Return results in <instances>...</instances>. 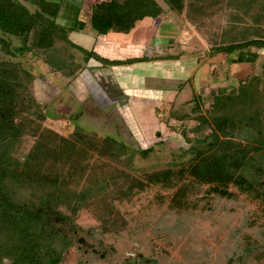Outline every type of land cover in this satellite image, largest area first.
<instances>
[{
  "label": "rangeland",
  "instance_id": "rangeland-1",
  "mask_svg": "<svg viewBox=\"0 0 264 264\" xmlns=\"http://www.w3.org/2000/svg\"><path fill=\"white\" fill-rule=\"evenodd\" d=\"M69 1L63 0L58 22L73 26L75 8L68 5ZM156 1L170 16L162 29H158L161 39L166 41L168 29L182 28V31L173 37L171 45L159 43L157 50L146 48L144 53L141 50L131 53L157 56L159 60L145 64L144 73L138 65L130 76L127 72L123 74L126 81L125 86L122 84L125 87L122 98L115 95V80L110 70L96 60L86 62L85 54L79 49H72L81 68L73 78L55 73L42 51L33 50L12 58L0 50V60L19 61L35 75L29 93L23 89L18 92L26 108L31 98L41 107L34 108L38 111L35 113L31 109L15 115L16 123L23 124L26 131L14 155L19 164L14 173L27 183H18L23 186L21 192L31 196L59 195L44 187L55 173L66 180L67 187L62 189L68 193L80 191L89 173L96 169L100 172L101 167L108 176L114 169L118 174L124 172L139 180L151 172L177 167L191 157L188 151L197 144L193 140L210 132L209 128L201 134L194 131L200 123L199 114L193 112L196 102L201 105V114L207 116L219 87L237 88L241 80L264 72V48L250 47L213 57L209 38H204L194 27L184 30L186 19L171 11L165 0ZM90 4L91 1L85 0L82 12H78L86 22ZM27 6L34 11L32 5ZM151 21L152 26L158 27L161 20ZM215 22L214 25L226 26L228 16L217 17ZM88 31H92L91 26ZM74 35L82 37L78 33ZM74 35L69 34L77 47L96 52L94 44L84 39L74 40ZM130 35L133 31H110L107 37L111 42L127 45ZM14 44L20 45V39H15ZM169 54L176 58L160 60ZM158 71L173 79L158 78ZM132 73L135 75L131 76ZM147 74L151 79L145 80ZM9 91L4 90L1 96L9 99ZM76 128L98 143L106 137L116 138L120 146H127L133 162L104 157L76 143L72 138ZM150 148L153 149L150 154H141ZM27 163L30 170H22ZM110 185L109 199L126 183L121 180L115 186ZM230 190L233 198L221 197L209 192L208 186H202L189 198L187 209L177 210L171 206L175 189L161 185H151L142 191L136 189L130 198L112 200L115 212H119L124 222L109 232L104 231L95 206L84 208L75 221L79 241L66 255L64 264H134V260L143 263L144 259L159 264H264V201L253 199L234 186ZM61 209L68 213L67 208L61 206Z\"/></svg>",
  "mask_w": 264,
  "mask_h": 264
},
{
  "label": "trees",
  "instance_id": "trees-1",
  "mask_svg": "<svg viewBox=\"0 0 264 264\" xmlns=\"http://www.w3.org/2000/svg\"><path fill=\"white\" fill-rule=\"evenodd\" d=\"M87 1H91L87 22L98 35H107L110 31L130 33L146 18L156 19L164 14L156 0ZM165 1L171 11L186 19L204 38H209L213 57L250 47L264 48V0ZM84 3L81 0L79 13ZM62 7L63 0H0V50L12 58L33 50L42 51L55 73L72 78L81 69L72 49L81 50L86 62L93 59L108 69L159 60L153 56L108 59L77 47L69 34L83 30L87 22L77 14L73 26L59 23ZM220 16H228L226 26L214 25ZM15 39H20L21 44L16 46ZM175 58L168 55L160 60ZM35 79L19 61L0 60V264H64L66 255L79 241L75 221L82 209L95 206L104 231L109 232L124 222L119 212H115L112 200L123 201L136 189L142 191L151 185L175 189L171 206L177 210L187 209L189 198L202 186L227 198L234 197L230 190L234 186L253 199L264 201V72L241 80L237 88L219 87L207 116L201 114V105L196 102L193 112L199 114L200 123L194 131L201 134L209 128L210 132L193 140L197 144L190 147L191 157L186 162L151 172L143 180L124 172L118 174L114 169L108 176L101 167L100 172L96 169L89 173L80 191L68 193L62 189L67 187L66 180L55 173L44 186L60 193L52 196L21 192L20 184H27L26 179L14 173L19 166L14 155L26 134L23 124L16 123L15 115L24 110L35 113L38 111L34 108H41L33 98L26 108L18 91L23 89L29 93ZM113 88L116 96L124 97L118 86L114 84ZM4 90H10L9 99L1 96ZM72 138L101 156L133 162L127 146H120L114 137L98 143L76 128ZM152 150H142L141 154L147 156ZM37 152L41 154L39 148ZM28 163L22 170H30ZM121 180L126 185L109 199L110 184L115 186ZM59 225L66 229L60 230ZM134 264L159 263L144 259L143 263L134 260Z\"/></svg>",
  "mask_w": 264,
  "mask_h": 264
},
{
  "label": "crops",
  "instance_id": "crops-1",
  "mask_svg": "<svg viewBox=\"0 0 264 264\" xmlns=\"http://www.w3.org/2000/svg\"><path fill=\"white\" fill-rule=\"evenodd\" d=\"M74 1H79L80 3L76 4L74 3ZM69 6L75 8V11L73 12L74 18L72 19V21H76V15L79 12V7L81 5V0H70L69 2H67ZM162 7V6H161ZM163 8V7H162ZM167 10L164 11V14L161 15L160 17L153 19V20H160L159 21V26L158 27H154L152 26V22L150 18H146L144 21H142L141 23L138 24V26L133 30V35L131 36V40L128 41L127 45H123L121 41H109L107 35H98L97 33H95L93 30L92 31H88L89 28V24L81 31H73L71 32L72 35L78 33L81 34L82 37L77 38L75 35L74 40H80V39H84L85 42H89L91 44H94V49H96V52H98V54L102 55L105 58L108 59H126V58H136V57H142V56H138L136 54L131 55V53H136L138 50H141L143 53L147 50L146 48H151L150 50H157L158 49V44H162L165 43L171 45V43H173L175 40L173 37L178 35V32L182 31V28L179 29H168V33L167 35H165L166 37V41L161 39V35H158V29H162L163 24H165V20H167V17H170L168 15V13L166 12ZM169 12V11H168ZM78 16V15H77ZM81 17H79L80 19ZM82 19V18H81ZM150 19V21H149ZM70 21V19H68ZM183 20V19H182ZM64 23V20L62 21ZM177 22V21H176ZM183 29L184 30H189L188 28L191 27L188 25V23H183ZM193 28V27H192ZM192 28L190 30H192ZM160 29V30H161ZM172 30V31H170ZM173 34V35H172ZM77 38V39H76ZM73 40V38H72ZM105 54V55H104ZM115 54H119L120 56L117 57L115 56ZM125 54V55H123ZM172 55V54H169ZM126 56V57H125ZM111 57V58H110ZM157 57V56H156ZM153 64V62H146V63H136V64H132V65H127V66H115L112 68H106L108 70H110V72L112 73V78L115 80V85L119 87L120 91L122 90L124 96H125V90H124V81H126V79L123 77V74L125 75L126 72L128 73V75L130 76V72L131 70H135L136 66H142L139 68V70H143V73L145 72V64ZM95 65V64H94ZM92 65V66H94ZM96 66V65H95ZM150 66V65H149ZM124 68H129L130 70H126ZM116 69V70H115ZM117 71V72H116ZM158 78L163 77L164 80H171L173 78H171L169 75L163 74L161 73V71H158ZM153 74V73H151ZM135 75V73H132L131 76ZM155 75V74H153ZM138 77H140L139 75H137ZM136 76V77H137ZM145 76V74L143 75ZM134 77H132L133 79ZM157 78V80H158ZM125 79V80H123ZM151 79L150 74H147V76L145 77V80H149ZM124 86H123V85ZM159 93L160 90H157ZM179 94V93H178Z\"/></svg>",
  "mask_w": 264,
  "mask_h": 264
},
{
  "label": "water",
  "instance_id": "water-1",
  "mask_svg": "<svg viewBox=\"0 0 264 264\" xmlns=\"http://www.w3.org/2000/svg\"><path fill=\"white\" fill-rule=\"evenodd\" d=\"M59 229H60V230H63V227H62V226H59Z\"/></svg>",
  "mask_w": 264,
  "mask_h": 264
}]
</instances>
